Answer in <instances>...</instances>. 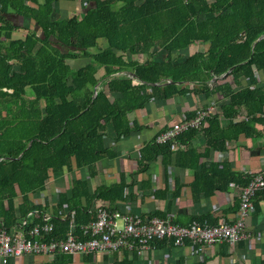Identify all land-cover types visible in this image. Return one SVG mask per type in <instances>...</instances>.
I'll return each instance as SVG.
<instances>
[{
  "label": "trees",
  "instance_id": "trees-1",
  "mask_svg": "<svg viewBox=\"0 0 264 264\" xmlns=\"http://www.w3.org/2000/svg\"><path fill=\"white\" fill-rule=\"evenodd\" d=\"M78 1L83 3L79 13ZM64 2L71 9L61 16L56 6ZM14 17L29 26L16 24ZM18 31L22 38H15ZM262 37L264 0H0V229L14 234L21 221L37 214L25 227L31 229L44 223L51 208V237L66 239L74 218L75 236L84 238L82 227L97 217L96 201L109 202L102 207L115 213V204L127 199L124 180L101 185L91 194L85 179L74 178L70 195L60 193L54 205L48 198L35 204L33 196L60 173L87 170L95 176L96 164L115 157L106 145L107 127H114L117 141L130 136L136 125L128 115L155 99L168 101L190 91L178 83L202 84L207 97L221 92L230 100L232 113L224 114L231 120L244 107L246 120L231 122V127L237 135L255 134L264 115ZM196 44L207 48L188 57L174 56ZM79 59L86 61L77 67L69 63ZM225 74L242 89L235 92L221 83L209 89L213 77ZM202 126L172 142L154 139L141 151L140 164L159 156L167 160L174 143L185 145L201 129L211 135L220 127L219 115L208 114ZM206 172L197 173L194 185H202ZM216 176L210 190L199 193L210 195L231 183L244 187L250 180L227 170H218ZM195 221L218 225L210 216ZM154 244L160 249L167 241ZM94 256L84 255V261L92 262ZM136 256L119 252L113 264H135ZM109 258L104 257V264ZM73 262V255H60L48 264Z\"/></svg>",
  "mask_w": 264,
  "mask_h": 264
},
{
  "label": "crops",
  "instance_id": "crops-1",
  "mask_svg": "<svg viewBox=\"0 0 264 264\" xmlns=\"http://www.w3.org/2000/svg\"><path fill=\"white\" fill-rule=\"evenodd\" d=\"M82 8L83 3L78 1L77 13L81 12ZM56 9H59L61 16H64L71 6L67 2L59 3ZM22 20L15 19V23L22 25ZM19 37H23L20 31L15 34V38ZM206 48L207 46L196 44L186 50L175 52L174 56L188 57ZM139 59L143 61L145 57L139 56ZM85 61L86 59H79L72 64L77 67L79 66L77 63ZM220 83L229 84L235 92L242 89V86H236L226 74L220 78L213 77L208 82V87L212 90ZM242 85L247 87L249 83L242 79ZM178 86L192 92H185L168 101L155 99L148 103L145 109L128 115L132 126L136 125L130 136L117 141L114 127L112 125L107 127L106 145L115 157L112 159L105 157L96 164L95 176L90 177L87 170L75 174H57L47 184L44 192L33 196V202L43 204L48 198L50 205L57 204L60 193L67 192L70 195L74 178L85 179L91 194L101 185L112 186L124 180L128 185L127 199L115 204L116 212L122 215L143 217L159 214L163 217H158L169 218L182 226H189L195 220L208 216L210 221H215L217 224L233 222L238 213L241 190L245 186L231 183L226 190H215L210 195L199 193V189L210 190L211 180L217 177L218 170L233 172L247 181L252 175H264V115L261 117L263 122L254 127L255 134L237 135L236 130L231 127V122L246 120L247 112L244 107H239L238 113L231 120V117L224 114L225 110L228 115L232 113L229 109L230 100L228 97L224 98L221 92L207 97V91L202 84L178 83ZM198 110L217 113L220 121L219 129L215 128L211 135L201 129L185 145L179 144L178 149L173 150V155L167 160L159 156L153 161L145 160L143 166L140 164L141 151L146 146L174 125L193 118ZM202 169L203 172L208 169L211 172H206L202 185L196 186L194 185L196 175ZM259 192L256 205L254 204V212L246 222L245 237L234 247L218 244L208 247L204 252H197L189 244L175 247L167 242L160 249L154 244L143 256H136L135 264H260L261 260H264V189ZM109 205V202L99 200L94 203V210L97 214L98 209ZM51 213L50 208L48 210L50 218ZM31 214L33 216L29 217V221L32 223L38 215ZM109 255L110 262L107 264H113L114 258L119 253ZM105 256L98 254L94 256L92 262H85L84 256L77 255L74 256L73 263L104 264ZM21 260L25 264H48L53 259L48 256H27Z\"/></svg>",
  "mask_w": 264,
  "mask_h": 264
},
{
  "label": "built area",
  "instance_id": "built-area-1",
  "mask_svg": "<svg viewBox=\"0 0 264 264\" xmlns=\"http://www.w3.org/2000/svg\"><path fill=\"white\" fill-rule=\"evenodd\" d=\"M208 114H211V111L198 110L193 118L176 124L159 135L156 142L159 144L172 142L189 129H199ZM178 147L179 144L174 143L171 149L176 150ZM262 189H264V175H252L249 183L241 190L240 205L235 220L218 225L194 221L189 226H182L169 218L134 217L131 214L111 213L107 208L102 207L98 209L96 219L82 227L84 238L75 236L73 218L75 213L72 212L69 235L66 239H56L51 237L54 224L46 214L44 223L35 224L31 229L25 228L31 223L29 217L32 214H30L21 221L22 227L14 234L0 229V263L8 264L10 261L18 263L27 256L44 255L55 259L60 255H108L122 251L141 257L155 241H167L175 247L189 244L197 252H204L208 247L218 244L234 247L245 237L247 219L254 212V198ZM67 208L65 206L66 210ZM117 218L123 221V228L118 226Z\"/></svg>",
  "mask_w": 264,
  "mask_h": 264
},
{
  "label": "rangeland",
  "instance_id": "rangeland-1",
  "mask_svg": "<svg viewBox=\"0 0 264 264\" xmlns=\"http://www.w3.org/2000/svg\"><path fill=\"white\" fill-rule=\"evenodd\" d=\"M15 19H18L17 17H14ZM16 24H19L18 22L16 23ZM22 25H29V23H27L25 20H22ZM101 44H103L104 45V43H101ZM97 50V49H96ZM70 64H72V62H69ZM116 221H117V223H118V226L120 227V228H123V221L121 220V218H117L116 219Z\"/></svg>",
  "mask_w": 264,
  "mask_h": 264
},
{
  "label": "water",
  "instance_id": "water-1",
  "mask_svg": "<svg viewBox=\"0 0 264 264\" xmlns=\"http://www.w3.org/2000/svg\"><path fill=\"white\" fill-rule=\"evenodd\" d=\"M262 38H264V37H262ZM262 38H260V39H262ZM260 39H259V40H260ZM231 71H232V70H231ZM231 71H230V72H231ZM228 74H229V73H228ZM228 74H226V75H228ZM132 77H135V74H132ZM100 86H101V84H98V85H97V87H96V92H95L94 97L97 96V94H98V89H99ZM30 145H31V144H30Z\"/></svg>",
  "mask_w": 264,
  "mask_h": 264
}]
</instances>
